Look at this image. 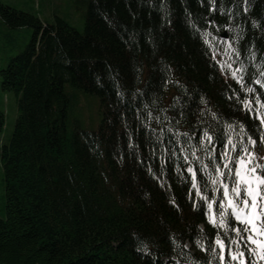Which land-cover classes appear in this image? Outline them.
Wrapping results in <instances>:
<instances>
[{"label": "trees", "instance_id": "16d2710c", "mask_svg": "<svg viewBox=\"0 0 264 264\" xmlns=\"http://www.w3.org/2000/svg\"><path fill=\"white\" fill-rule=\"evenodd\" d=\"M83 2V31L63 17L47 23L0 2L2 26L33 30L0 70L19 113L1 153L7 203L0 264H219L199 244L210 249L217 232L227 237L209 223L203 200L193 208L183 157L201 192L215 194L217 220L223 189L217 184L213 193L211 180L220 149L210 157L193 132L210 124L238 147L243 139L264 165V128L241 104L257 94L264 104V0H214L216 11L213 0ZM224 32L231 48L213 39ZM237 68L242 84L232 75ZM77 92L99 99L97 131L70 120ZM157 138L176 148L163 174L153 155L152 145L162 147ZM228 223L235 221L229 216Z\"/></svg>", "mask_w": 264, "mask_h": 264}, {"label": "snow or ice", "instance_id": "6c2138e0", "mask_svg": "<svg viewBox=\"0 0 264 264\" xmlns=\"http://www.w3.org/2000/svg\"><path fill=\"white\" fill-rule=\"evenodd\" d=\"M211 10H217L214 0ZM219 11L223 14L224 9L221 8ZM208 24L212 26L214 25V21L209 20ZM216 27L217 29L219 28V26ZM213 39H218L220 42L226 43L228 48H231V44L228 43L224 36H213ZM232 51H235V49H232ZM212 59L215 60V51L213 52ZM217 63L221 64L220 61H217ZM223 67L224 65L221 64V70H223ZM228 67L231 69L230 64ZM240 71L242 69L237 68L232 71V75L237 83L242 84L243 78L237 76V72ZM256 83H260V81L257 80ZM247 91L254 92L255 89L249 88ZM241 104L250 116H254L255 119L260 121V127L264 128V113H261L259 110L260 107H264V104H261L259 95L257 94L254 101L244 99L241 101ZM241 127L243 128V125ZM184 135L188 136V133H184ZM193 137L198 140L201 147L205 145L210 146V157L217 147L220 149L219 163L213 158L216 179H212L211 184L213 186V193L216 191L217 184L223 189V197L219 200V220H217V211L213 207L216 203L215 194L209 199L207 195L201 192L196 181V172L191 166L188 156L184 155V161L189 164L186 171L192 176V189L196 190L193 208L197 207V201L203 200L207 205V211L204 214L208 217L209 223L217 229H222L224 236L227 237V240H225L221 237V233L217 232L214 241L215 247L210 249H204L203 244H199V241L197 243L202 250H210L216 254L215 258H218L219 264H258L260 260H264V165L255 162V154L249 151L243 139H241L240 146L238 147L233 142L231 136H227L225 139L222 136L215 135V129L210 124L202 128L199 134L194 131ZM260 138L264 141V134ZM157 139L159 141V138ZM172 140L178 144V137L175 135ZM159 142L162 147L157 149L156 145H152V149L153 155L159 153L158 158L161 161V171L163 174L165 163L176 157V148L163 145L162 141ZM171 143L172 141H169V144ZM255 143L256 141L249 135L247 137V144L255 145ZM181 151H186V149H182ZM192 155L196 157V152L193 151ZM196 159L199 161V157H196ZM203 167L207 169L208 165H203ZM180 170V167L177 166L176 171L180 172ZM149 171H151L150 168ZM209 177H211V173H209ZM229 216L235 221V224L228 223ZM231 233L235 235H231ZM245 252L248 253L247 259L245 258ZM225 253H227V260Z\"/></svg>", "mask_w": 264, "mask_h": 264}, {"label": "rangeland", "instance_id": "374dc122", "mask_svg": "<svg viewBox=\"0 0 264 264\" xmlns=\"http://www.w3.org/2000/svg\"><path fill=\"white\" fill-rule=\"evenodd\" d=\"M0 2L18 10L32 12L43 22L51 23L55 16H59L67 19L79 31L84 29L86 5L83 0L79 6L77 0H0ZM32 36L33 30L30 28L13 31L0 24V70L5 69L10 59L27 47ZM0 113L4 115V126L0 129V218L5 219L7 199L1 153L3 146L10 142L19 113L15 95L1 88V79ZM69 118L73 122L78 121L84 130L97 131L102 118L99 99L81 92L74 93Z\"/></svg>", "mask_w": 264, "mask_h": 264}]
</instances>
